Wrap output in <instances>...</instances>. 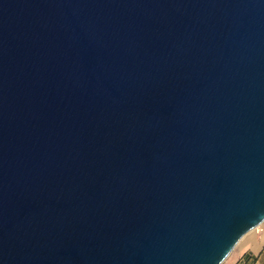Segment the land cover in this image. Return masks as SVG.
<instances>
[{"label": "water", "instance_id": "obj_1", "mask_svg": "<svg viewBox=\"0 0 264 264\" xmlns=\"http://www.w3.org/2000/svg\"><path fill=\"white\" fill-rule=\"evenodd\" d=\"M264 222V0H0V264H222Z\"/></svg>", "mask_w": 264, "mask_h": 264}, {"label": "crops", "instance_id": "obj_2", "mask_svg": "<svg viewBox=\"0 0 264 264\" xmlns=\"http://www.w3.org/2000/svg\"><path fill=\"white\" fill-rule=\"evenodd\" d=\"M245 246L232 264H264V231L256 238H249Z\"/></svg>", "mask_w": 264, "mask_h": 264}, {"label": "rangeland", "instance_id": "obj_3", "mask_svg": "<svg viewBox=\"0 0 264 264\" xmlns=\"http://www.w3.org/2000/svg\"><path fill=\"white\" fill-rule=\"evenodd\" d=\"M263 231H264V222L258 228L246 234L222 264H232L237 259V257L246 249L245 245L248 239L253 237L256 238L257 236L261 235Z\"/></svg>", "mask_w": 264, "mask_h": 264}]
</instances>
